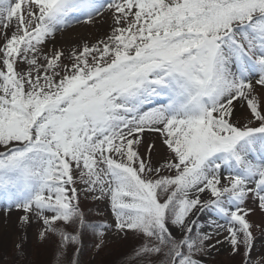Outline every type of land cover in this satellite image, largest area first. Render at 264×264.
Instances as JSON below:
<instances>
[{
	"label": "snow or ice",
	"instance_id": "obj_1",
	"mask_svg": "<svg viewBox=\"0 0 264 264\" xmlns=\"http://www.w3.org/2000/svg\"><path fill=\"white\" fill-rule=\"evenodd\" d=\"M105 12L104 39L67 56L42 47ZM0 41V201L6 224L22 213L15 264H31L34 223L38 242L56 239L55 264H79L87 233L102 250L113 228L140 241L125 264H206L224 246L264 264L252 255L264 225L250 219L264 216V0H0ZM80 192L107 200L114 225L90 221Z\"/></svg>",
	"mask_w": 264,
	"mask_h": 264
},
{
	"label": "rangeland",
	"instance_id": "obj_2",
	"mask_svg": "<svg viewBox=\"0 0 264 264\" xmlns=\"http://www.w3.org/2000/svg\"><path fill=\"white\" fill-rule=\"evenodd\" d=\"M66 29L70 30L72 27ZM66 29L64 30L65 32ZM87 32L88 28H83L80 31H67V34L65 33L66 35L62 36L64 38H62L61 41L57 40L54 42V40L50 39L42 47L46 52L53 49L61 50L64 52L65 56H67L72 51L71 49L73 46L71 45H74L80 40L86 39ZM61 42H66L68 45L62 46L66 44H60V46H56L57 43ZM68 47H70V49H68ZM163 102V100H156L154 104L147 105L145 110H147V108L157 106ZM246 115L247 109L241 108L239 104H237L233 120H239L240 124H243L245 122L244 118ZM149 141H154L157 143V145H159V140L154 134H145V144H147ZM145 150L146 149L144 147L140 149L142 154L145 152ZM163 158V148L153 151L151 154V162L153 166H157L163 161ZM76 187L78 190L82 188V186L79 184H77ZM91 196L92 194H88V197L85 198L84 193L80 192V205L82 210L85 211L87 218L90 221L107 222L114 225V217L111 215L108 201H96L93 200ZM203 198L206 199L207 196L205 195ZM248 207H251L250 202ZM20 215H22L21 212L12 211L8 214V219L10 218L12 221L7 220L6 224L4 203L3 201H0V264H15L16 256L14 254L13 245L17 235H19L17 232V220ZM196 216H198L199 221L202 224H206V222L211 219V216L208 213H197ZM193 218L195 219L196 217ZM250 219L258 225H264V216H262L259 211L252 215ZM38 230L39 225L36 223H34L28 230L29 243L26 246L28 260L31 261V264H55L56 239L53 238L44 243H40L37 241ZM203 230L211 231V229L207 227H205ZM114 231L115 229L113 228L111 232L106 234V245L100 251H96L94 248V245L97 242L96 238L91 233L85 234L82 237V246L78 255L79 264H103L105 261H112L114 258H117L120 255L132 253L134 248H136L140 243L139 240L131 237H116L113 235ZM173 234L177 237L179 236L178 232L174 231ZM254 235L256 236V243L252 255L255 257L264 252V237H262L258 231L254 232ZM69 255H72L71 248L69 249ZM206 264H241V256L239 254L236 256L230 255L228 248L224 246L221 247V251L219 253L214 252L211 258H207Z\"/></svg>",
	"mask_w": 264,
	"mask_h": 264
},
{
	"label": "bare ground",
	"instance_id": "obj_3",
	"mask_svg": "<svg viewBox=\"0 0 264 264\" xmlns=\"http://www.w3.org/2000/svg\"><path fill=\"white\" fill-rule=\"evenodd\" d=\"M110 24H111L110 13L105 12L103 17H99L97 19V21L94 22L93 24L74 23L71 26L72 29H70V30L66 29V32L63 31V32L57 33V37H55L54 42H56L57 40L61 41V39L64 38L62 36H65L67 34V31L68 32H72L73 30L80 31L83 28H88L86 39L80 40L77 43H75L74 45H71V46H73V48L71 50H74L75 48L82 46L84 43L95 44L97 41L104 39L108 34H110ZM0 43H2V41H0ZM60 44H66V45H62V46L68 45V43H66V42H61V43H57L56 46H60ZM68 49H70V47H68ZM8 220L12 221L10 218Z\"/></svg>",
	"mask_w": 264,
	"mask_h": 264
},
{
	"label": "trees",
	"instance_id": "obj_4",
	"mask_svg": "<svg viewBox=\"0 0 264 264\" xmlns=\"http://www.w3.org/2000/svg\"><path fill=\"white\" fill-rule=\"evenodd\" d=\"M133 254V251L132 253H129V254H123V255H120L118 256L117 258H114L112 261H105L103 264H125V261L131 257Z\"/></svg>",
	"mask_w": 264,
	"mask_h": 264
}]
</instances>
